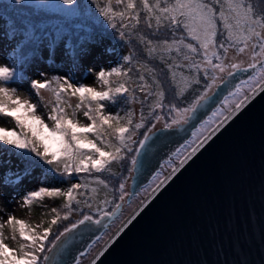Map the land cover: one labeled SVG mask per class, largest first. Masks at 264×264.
<instances>
[{"label": "snow or ice", "instance_id": "snow-or-ice-1", "mask_svg": "<svg viewBox=\"0 0 264 264\" xmlns=\"http://www.w3.org/2000/svg\"><path fill=\"white\" fill-rule=\"evenodd\" d=\"M91 3L110 27L118 31L121 38L125 35L121 29L134 28L136 24L140 23L141 12H144L146 13L145 23L149 28H152V21L155 20L156 32L153 35H156L162 27L171 34V40L165 38L159 41L164 52L170 53L174 48L177 53H180L181 45L196 55H200L202 50V63L194 60L192 55H184L183 60L188 62L187 65H168L169 69L174 66H186L189 70L195 69L197 76L194 80L197 85L201 84L199 73L202 69L203 91L187 107L180 108L175 104L170 105V113L175 112L176 115L170 122H165L162 129L158 130L160 135H167L165 130L172 129L174 126L183 130L184 125L199 119L197 112L201 108L205 106L211 108V114L207 119H199L198 125L195 123L191 125L193 139L185 141L172 153V155L180 156L186 147L191 144L196 145L191 147V151L180 159V166H183L188 159L195 155L199 148L203 147L224 123L249 102L250 98H254L258 93H264V7H262L264 0H171V2L169 0H154V3H150L149 0H139L141 6L139 10L136 0H114L115 5H124L121 11L114 10L113 0H103V2L91 0ZM26 4L27 0H14L13 4L6 7L13 9L12 12H9L10 15L14 13L16 16H20ZM34 6L38 10H53L69 16H77L82 11L87 14L90 11L87 5L78 4V0H37ZM117 18L120 21L119 27L116 22ZM126 20L127 22H125ZM218 26L223 29L219 32L221 36L226 33V39L230 42L227 45L223 40L218 46L216 44ZM15 32L16 28L13 27V34ZM187 38H190L192 42L186 43ZM140 39L144 42L146 38L141 36ZM147 44L149 45L146 49L147 54L152 57L156 48L152 40H147ZM217 47L222 50L223 55L216 50ZM233 47L237 48L239 54L246 51L249 53L250 59L246 65L244 62L225 63L228 59L229 48ZM213 58L218 62H213ZM160 60L161 62L164 61L163 55L160 56ZM123 61L131 63L132 56L125 55ZM209 69H211V75ZM249 69H252L253 73L234 86L231 81L215 74L226 72L227 76L231 77L237 71L247 72ZM130 71L131 68H123L121 65L110 69L101 68L96 76L106 86L104 90H97L95 87L87 86L78 81L73 82L70 77L54 76L48 78L45 74L40 73L39 79H31L30 86L37 96L41 90L52 93V100L49 101L51 110L46 114L47 120L51 122V127H49L45 123V118L37 114L36 103L18 95L15 87L6 86L5 82L22 80L23 74L14 67L0 64V115L11 117L16 125L15 128L0 127V142L19 150V155L31 161L32 164H38L42 161L47 165L55 166V171L62 174L111 171L113 162L124 159V156L121 155L124 149L127 148L129 152L132 151L127 145V141L131 139V127L137 130L144 127L143 114L140 121L133 124L134 113L131 110L125 113L123 117L119 112L113 114L109 111L106 113L105 102H114L117 97L130 92L124 81L120 82L118 86L112 87L111 77L130 79ZM175 75L176 73L172 72L173 86L179 88ZM139 79L143 80L144 76L141 75ZM219 84H227L232 89L222 100H219L213 92V89L219 87ZM188 86L189 81L185 80V87L179 88L176 95H183ZM140 90L145 91V86H141ZM210 93L212 94L210 95ZM151 94L149 93V95ZM156 95L158 100L154 107L161 108L163 107L164 92L160 91ZM241 96L243 98H240ZM71 97L78 98V102L74 106L69 102ZM133 99L134 96L132 95L125 97L126 102H131ZM40 100L42 101L43 97H40ZM217 104L226 106L228 115H224V108L212 107V105ZM66 108L72 109L71 117ZM81 110L83 116L90 121L83 127H80L79 121L75 119L76 113ZM217 117H222V119L216 124V127H209L210 124L216 123ZM155 119L161 120L163 117L157 115ZM121 120H126L128 126H122ZM106 128L112 130V135L116 140L115 144H105V147L112 149L111 151H104L97 146V142L104 143L102 133ZM153 128H155V124L143 134V139L139 141V147L135 149L138 155L142 154V149H147V142L151 138L150 133L155 135L152 131ZM89 134H93L96 139H89ZM85 141L87 143H84ZM29 154H35L39 161ZM170 161L171 157H169ZM136 163L137 160L133 157L132 164L135 165ZM177 170L173 166L172 173L166 176L156 189H153V192L159 189L165 181L171 179V175H174ZM25 172L27 173L28 169H25ZM16 179L19 180L20 176L17 175ZM94 182L107 187L105 181L99 176L95 177ZM88 187V183H73L66 191L58 187H40L38 190L27 193L23 199L25 204L30 205L34 200L42 199L44 196H62L65 198L63 207L69 209V212H66L62 218L67 220L72 202L81 203L77 199V190ZM120 189L123 191V183L120 184ZM95 191L96 189L93 188L92 192ZM79 195H85V193H79ZM120 199L123 200L124 196L121 195ZM104 202L108 203L107 200ZM119 208L120 205H116L111 212H104L103 215H115ZM51 211L56 213L51 224H56L61 219L60 213L56 208H52ZM86 221L95 224L101 223L99 219L93 220L92 216L84 215L76 223L65 227L63 232L56 237V240L77 228L78 225L85 224ZM6 223L12 226L13 231H16V226L19 225L20 237L30 241L36 251L40 253L45 251V241L50 234L51 224L48 228H44L42 235H39L35 234V229L27 227L23 220H18L13 215L8 216ZM3 228L4 224L0 223V264H38L40 257L33 251H24V244L20 245L21 255L16 256L15 250L4 243ZM84 254L81 253V255ZM100 255H103V252ZM44 260H48V257L44 256ZM76 264H79V259H77ZM92 264H96V261L93 260Z\"/></svg>", "mask_w": 264, "mask_h": 264}, {"label": "water", "instance_id": "water-1", "mask_svg": "<svg viewBox=\"0 0 264 264\" xmlns=\"http://www.w3.org/2000/svg\"><path fill=\"white\" fill-rule=\"evenodd\" d=\"M252 73L224 78L234 86ZM230 90L219 84L213 92L222 100ZM217 106L222 104L212 105ZM210 114L208 106L197 112L199 119ZM199 119L183 130L167 129V135H160L163 127L150 133L147 149L136 154L127 202L192 139L191 125ZM174 166L178 170L171 179L153 192L172 169L85 264H264V93L250 98L183 166L180 160ZM121 209L100 224L86 221L65 233L45 264H76L77 259L81 264Z\"/></svg>", "mask_w": 264, "mask_h": 264}, {"label": "trees", "instance_id": "trees-1", "mask_svg": "<svg viewBox=\"0 0 264 264\" xmlns=\"http://www.w3.org/2000/svg\"><path fill=\"white\" fill-rule=\"evenodd\" d=\"M36 2L37 0H27L22 15L16 16L14 13L10 15L9 12H12L13 9L6 7L13 4L14 0H0V31L2 38L9 42V50L1 58L0 64L14 67L23 74L24 78L22 80L14 81H23L30 85L31 79H39L40 73H43L48 78L54 76L70 77L73 82L78 81L90 86L87 84V79L94 75V71L84 60V48L90 43H95L103 47L109 54L108 67L105 69L117 65H121L123 68H131L129 72L130 79L111 77L112 87H116L124 81L130 92L117 97L114 102H105L106 113L109 111L113 114L119 112L123 117L125 113L131 110L134 113L132 117L133 124L139 122L143 114L144 127L137 130L129 126L131 127V139L127 141V145L132 151L129 152L127 148L124 149L121 153L124 159L113 162L111 171L102 173L73 172L71 175L62 174L55 171V166L47 165L42 161L38 164H32L31 161L19 155V150L0 142V178L7 182L16 181L14 185L15 192L22 205L25 204L24 196L30 191L38 190L40 187H58L66 191L73 183H88L89 187L87 189L77 190V199L81 203L72 202L67 220L62 218L66 212H69V209L63 207L65 198L62 196H44L42 199L38 198L30 205H26L47 226L51 224L52 219L56 216V213L51 211L52 208L59 211L61 219L56 224H51V226L59 225L62 221H66L65 224L76 223L84 215H90L94 220L101 219L104 217V212H111L116 205L121 204L120 194L114 184L116 181L129 178L133 170L132 159L136 156L135 149L139 146V141L143 139V134L156 123L157 108L154 107L158 100L156 93L164 92L163 104L166 103L171 93L181 107H187L203 91L202 69L199 73L201 84L197 85L194 80L197 76L195 69L189 70L186 66L168 68L169 64L187 65L188 62L183 60L184 55H192L194 60L202 63V50L200 55H196L190 53L188 49L181 45L180 53H177L174 48L170 53L164 52L159 41L165 38L171 40V34L162 27L156 35H153L156 32L155 20L152 21V28H149L145 23L146 13L144 12H141L140 23L136 24L134 28L121 29L125 32L124 37L121 38L118 31L112 29L104 17L99 15L91 0H78V4L87 5L90 11L87 14L82 11L77 16H69L53 10H38L34 6ZM149 2L154 3V0H149ZM136 3L139 10L141 7L139 0H136ZM123 7L124 5H115L113 0L115 11H121ZM116 22L119 27V18ZM104 26L111 28L117 35L107 34ZM13 27L16 28L15 34H13ZM220 31H223V29L218 26L216 44L218 46L223 40L227 45L230 42L226 39V33L221 36ZM141 36L146 38L144 42L141 41ZM147 40H152L156 48L152 57H149L146 51L149 47ZM185 42L192 41L187 38ZM216 50L223 55L222 50L218 47ZM125 55L132 56L131 63L123 61ZM162 55L164 57L163 62L160 60ZM215 61V58H213V62ZM172 72L176 73L175 80L179 88L185 87V80L189 81V86L183 95H176L179 88L173 86ZM209 73L212 74L211 69H209ZM141 75L144 76L143 80L139 79ZM9 82H5L6 85ZM141 86H145L146 90L141 91ZM149 93L152 94L149 95ZM130 95L134 96V99L131 102H126L125 97ZM51 100L52 93L49 92V100L45 101L47 112L51 110V104L49 103ZM69 102L74 106L78 102V98L71 97ZM66 111L71 117L72 109L66 108ZM75 119L79 121L80 127L90 123L83 116L82 110L76 113ZM120 123L122 126H128L126 120H121ZM88 138L96 139L93 134H89ZM102 138L104 143L97 142V146L104 151H111L112 149L105 147V144L116 143L112 130L107 128L103 130ZM29 155L39 161L35 154ZM25 169H28L27 173ZM17 175L20 176L19 180L16 179ZM158 175L159 173L150 183L155 182ZM97 176L105 181L107 187L94 182ZM93 188L96 189L95 192H92ZM79 193H85V195H79ZM105 200L108 203H105ZM73 215H77L75 219Z\"/></svg>", "mask_w": 264, "mask_h": 264}, {"label": "rangeland", "instance_id": "rangeland-1", "mask_svg": "<svg viewBox=\"0 0 264 264\" xmlns=\"http://www.w3.org/2000/svg\"><path fill=\"white\" fill-rule=\"evenodd\" d=\"M264 6V5H262ZM105 32L110 35H117L111 28L108 26H104ZM9 50V42L2 38V33L0 31V60L4 56L6 52ZM250 56L249 53L246 51L243 54H239L237 48H229L228 51V59L225 63H232V62H244L245 65L249 61ZM84 60L88 63V65L93 69L94 75L87 79V84L97 88V90H104L106 86H104L96 76V73L101 68H107L109 62V54L101 47L100 45H96L95 43H90L84 48ZM218 62V61H215ZM217 76L225 77V73H215ZM6 86L15 87L17 89V94L20 95L22 98H26L31 100V102L37 104V114L41 115L45 118V123L51 127V122L47 120L46 114L47 109L45 107V101L49 100V92L46 90H41L39 96L36 95L35 91L31 88L30 85L26 84L23 81H14L7 83ZM214 90V89H213ZM40 97H43V100H40ZM240 98H243L242 96ZM231 99V98H230ZM175 104L177 107H181L177 101L175 100L173 94H169L166 103L163 104V107L156 109V116H161L163 119L156 120L155 128L163 127L165 122H170L171 119L176 115L175 112L170 113V105ZM221 108H224V115L228 113L226 106L222 105ZM222 117L216 118V123L210 124L209 127L213 128ZM0 127L6 128H15V121L11 117H6L0 115ZM205 135L207 133H204ZM193 139V138H192ZM191 139V140H192ZM190 140V141H191ZM198 142V141H197ZM195 144H191L190 146L186 147L182 150L180 156H175L173 160L168 162L164 169L159 172L158 178L155 182L149 183L146 185L138 195L132 197L130 202H127V196L130 190V182H131V175L133 170L130 173V176L127 180H119L115 182V187L118 190L120 196L123 195L124 199L120 200L122 209L119 213L118 217L113 221L110 225V228L105 231V233L101 236V238L91 247L89 252L84 256V259L89 258L92 254L103 244L107 238L114 232V230L123 222V220L131 213V211L139 204V202L157 185V183L165 176L170 169L173 168L176 161L180 160L186 153L194 147ZM153 181V180H152ZM16 183V181H15ZM15 183L12 182H5L0 178V223L4 224L3 228V240L4 243L11 249L15 250V254L17 257L21 255L20 252V245L24 244L25 248L24 251H33L39 257V264H45L44 256H47L51 247L56 242V237L63 232L65 227H69L71 224H65L66 221H62L59 225H52L50 228V234L45 241V251L40 253L36 251L35 247L31 245L30 241L23 239L20 237L19 234V225L16 226V231H13L12 226L6 223L7 218L9 215H13L18 220H23L25 225L29 228L35 229V234L42 235L44 228H48L45 222L34 212H32L29 207L24 204L22 205L17 197V193L15 192ZM124 184V189L121 191L120 184ZM74 219L77 215H73ZM31 234V233H29ZM83 259V258H82ZM84 259L81 261L83 262Z\"/></svg>", "mask_w": 264, "mask_h": 264}, {"label": "bare ground", "instance_id": "bare-ground-1", "mask_svg": "<svg viewBox=\"0 0 264 264\" xmlns=\"http://www.w3.org/2000/svg\"><path fill=\"white\" fill-rule=\"evenodd\" d=\"M177 161H178V160H177ZM177 161H176V162H177ZM90 257H91V256H90ZM90 257H89V258H90ZM89 258H87V259H84V258H83V259H84V261H83V262H81V264H85V263H86V262L89 260Z\"/></svg>", "mask_w": 264, "mask_h": 264}]
</instances>
